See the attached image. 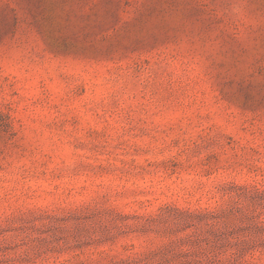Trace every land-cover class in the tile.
<instances>
[{
	"label": "rangeland",
	"instance_id": "374dc122",
	"mask_svg": "<svg viewBox=\"0 0 264 264\" xmlns=\"http://www.w3.org/2000/svg\"><path fill=\"white\" fill-rule=\"evenodd\" d=\"M0 264H264V0H0Z\"/></svg>",
	"mask_w": 264,
	"mask_h": 264
}]
</instances>
